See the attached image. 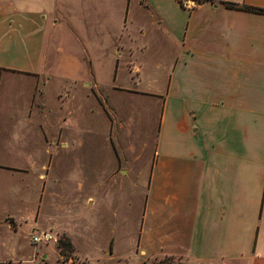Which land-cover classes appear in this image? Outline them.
<instances>
[{"label":"crops","instance_id":"0c3cea01","mask_svg":"<svg viewBox=\"0 0 264 264\" xmlns=\"http://www.w3.org/2000/svg\"><path fill=\"white\" fill-rule=\"evenodd\" d=\"M210 1L122 0V30L100 62L113 93L158 101L142 161L145 251L183 264H264V15L222 4L264 10V0ZM5 2L0 80H31L33 109L51 83L100 87L86 48L66 55L50 36L64 20L56 0ZM62 122H50L54 133Z\"/></svg>","mask_w":264,"mask_h":264},{"label":"rangeland","instance_id":"374dc122","mask_svg":"<svg viewBox=\"0 0 264 264\" xmlns=\"http://www.w3.org/2000/svg\"><path fill=\"white\" fill-rule=\"evenodd\" d=\"M121 2H55L64 20L50 36L66 55L86 48L100 87L86 80L70 93L51 83L33 109L31 80H0V264H155L165 258L140 243L142 161L153 146L158 101L113 93L100 62L122 30ZM55 116L66 122L54 133ZM39 232L56 243L33 245Z\"/></svg>","mask_w":264,"mask_h":264},{"label":"trees","instance_id":"16d2710c","mask_svg":"<svg viewBox=\"0 0 264 264\" xmlns=\"http://www.w3.org/2000/svg\"><path fill=\"white\" fill-rule=\"evenodd\" d=\"M179 4L182 3V0H177ZM194 2V4H198L201 2H211L210 0H191ZM226 8L228 9H236L240 11H246L250 13H256V14H263L264 15V10L263 9H257V8H251V7H245V6H238L236 4L232 3H222ZM60 245L64 246V244L60 243ZM155 264H181L178 260L173 259L171 257H165L159 261H157Z\"/></svg>","mask_w":264,"mask_h":264},{"label":"built area","instance_id":"2783aa9c","mask_svg":"<svg viewBox=\"0 0 264 264\" xmlns=\"http://www.w3.org/2000/svg\"><path fill=\"white\" fill-rule=\"evenodd\" d=\"M50 242L56 243V240L49 233L46 232H39L31 237V243L35 246L40 244L46 245Z\"/></svg>","mask_w":264,"mask_h":264}]
</instances>
